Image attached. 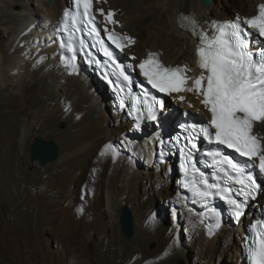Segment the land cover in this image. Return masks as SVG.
I'll use <instances>...</instances> for the list:
<instances>
[{
	"label": "bare ground",
	"instance_id": "1",
	"mask_svg": "<svg viewBox=\"0 0 264 264\" xmlns=\"http://www.w3.org/2000/svg\"><path fill=\"white\" fill-rule=\"evenodd\" d=\"M258 1L264 2L211 0L210 5L204 6L200 0H106L101 6L115 10L118 31L136 35V25L147 31L146 38L136 40L128 50L136 60L145 57L149 51H157L166 64L189 66L194 63L193 26L182 21L181 15L194 16L197 25L206 27L212 18L227 20L237 15L251 16ZM232 2L240 8L235 6L229 16L228 7H232ZM67 3L68 0H54L53 3L48 0H0V44H3L0 46V97L8 99L16 94L24 104L25 93L37 90L31 110L10 122L12 130L20 132V143L32 126L45 128L61 122L66 125L56 135L67 144L66 152L58 156L57 164L69 168L68 189L76 182L80 183L78 177L84 169L88 172L95 169L96 176L108 170H105L102 183L103 204H95L96 209L92 202L89 203L90 217L99 227L100 264H135L149 259L143 248L151 235L163 239L158 261L170 262L185 241L187 252L192 253L198 264H209L216 256L221 264H242L236 236L243 231V219L244 224L250 221V212L243 215L235 229L227 221H222L219 227L211 229V233L206 231L208 226L203 217L194 207H187L182 199L176 187V174H168V165L157 166L153 162L155 143L152 135L143 138L134 135L129 122L110 114L105 87L92 75H86L80 64L72 72L59 64L51 28L56 29ZM189 99L194 107L192 110H195L198 98L191 93ZM93 113L96 117L91 119ZM263 129L264 123L257 124L255 132L264 143ZM105 145L110 148L105 150ZM101 151H105L103 156ZM88 182L79 184L82 201L87 198ZM162 184L169 188L166 212H170L172 218L170 228L162 225L160 216L152 211L155 207L152 191L156 185ZM132 202H139L136 208L139 225L134 231V245L126 247L116 233L118 211L121 206ZM87 212L83 209L79 218L82 219ZM56 215L57 212H53L48 219ZM178 224L185 228V240L177 235ZM144 263L149 264V260Z\"/></svg>",
	"mask_w": 264,
	"mask_h": 264
},
{
	"label": "snow or ice",
	"instance_id": "2",
	"mask_svg": "<svg viewBox=\"0 0 264 264\" xmlns=\"http://www.w3.org/2000/svg\"><path fill=\"white\" fill-rule=\"evenodd\" d=\"M93 2L94 0H76L83 12H64L61 28L57 31H63L67 37L66 40L61 38L60 47L72 54L61 55L60 59L66 66L75 67L76 33L90 37H98L100 34L95 16L92 15ZM96 11L104 16L107 23L116 24L113 11L105 13L102 8ZM181 20L188 21L193 26V35L198 41L195 63L200 70L199 74L187 75L191 71L188 65L166 66L158 59L159 54L153 52H149L137 67L152 89L169 96L176 94L175 98L179 102L186 99L182 93H194L210 113L207 125L191 123L182 126L188 132L183 137L184 144L180 149L184 158L182 167L186 174L192 173L191 178L182 182V186L196 198L194 202L202 203L206 211L217 218L215 226L219 227L220 213L215 207L209 206L212 199L219 197L224 200L233 218L239 221L245 215L249 201L255 199L261 191V184L253 170L258 169L260 176H264V143L254 134L253 129L257 123H264V3L258 5L256 15L242 20L238 16L235 20L211 21L208 29L199 32L195 30L198 25L194 16L181 15ZM81 23L84 24L83 28L80 27ZM104 33L108 41L121 51L125 42L134 43L130 36L107 27ZM97 42L104 55L116 64L112 59L113 53L105 46L104 41ZM79 44L83 48L85 41L80 39ZM116 67L120 68V65L116 64ZM120 76L125 82L122 87H128V94L132 95V108L139 116L146 113L148 120L159 122L164 101L150 96L146 91L133 95L128 84L130 78L123 69ZM141 96L144 97L142 100ZM120 106H126L123 100ZM188 106L192 107L190 103ZM200 137L217 146L234 150L245 158V163L218 149L209 153L212 166L216 169L213 177L216 182L209 183L206 174L194 161V151L197 148L195 140ZM104 147L105 150L110 148L109 145ZM104 154L105 151H101L100 155ZM249 233L244 239L247 260L249 264H264V218L254 221L249 226Z\"/></svg>",
	"mask_w": 264,
	"mask_h": 264
},
{
	"label": "rangeland",
	"instance_id": "3",
	"mask_svg": "<svg viewBox=\"0 0 264 264\" xmlns=\"http://www.w3.org/2000/svg\"><path fill=\"white\" fill-rule=\"evenodd\" d=\"M231 4L233 8L228 7L229 16L232 15L235 6L240 8L235 2ZM138 26L136 25L138 30L133 36L143 41L147 31ZM0 46L2 47L3 44ZM36 96V89L26 92L24 104L16 94L8 99L0 97V264H100L98 260L101 256L98 249L99 231H97L99 227L97 222L92 221L89 203L103 204L102 183L106 169L100 176H96L95 169L89 172L84 169L82 173L79 172L80 183L85 184L86 180L89 181L87 198L82 201L80 183L74 182L72 190L68 189L67 181L70 171L67 166L58 167V159L44 167L29 161V145L36 135L53 139L59 147L58 156L66 152L67 145L61 136L56 135L58 131L66 128L63 122L51 124L45 128L32 126L20 143V132L17 129L12 130L10 122L13 123L17 116L31 110L30 106L35 102ZM62 124L64 127H61ZM263 131L262 134H264ZM48 175L50 177L47 178ZM168 191L169 188L164 184L158 187L156 185L152 191V199L155 201L152 211L154 210L153 212L160 216L162 225L170 228L172 218L170 212H166L169 202ZM138 203L125 204L132 212L134 231L139 225L138 209H136ZM95 206L94 208L97 209ZM81 208L88 211L82 219L79 218L82 217L83 209L81 212ZM53 212H57V215L49 220L48 216ZM119 214L120 209L118 216ZM117 223L116 233L122 244L126 247L133 246L135 232L131 240H125L120 231L119 219ZM176 227L177 235L185 240L183 225L178 224ZM161 241H163L162 237L151 235L144 244L143 250L149 257L145 261L149 260V264H198L192 253L187 252L185 241L181 249L173 254L170 262L158 261L162 250ZM216 259L217 256L210 263L221 264L220 260ZM227 259L229 260V257ZM145 261L139 260L135 264H145Z\"/></svg>",
	"mask_w": 264,
	"mask_h": 264
},
{
	"label": "water",
	"instance_id": "4",
	"mask_svg": "<svg viewBox=\"0 0 264 264\" xmlns=\"http://www.w3.org/2000/svg\"><path fill=\"white\" fill-rule=\"evenodd\" d=\"M48 2L53 3L54 0H48ZM200 3L204 6H208L211 4V0H200ZM95 117L96 115L93 114L91 119ZM61 127H64V124H62ZM58 155L59 147L53 139H45L41 135H36L31 139L29 145L30 162H35L39 167H44L49 163L55 162L58 159ZM118 219L121 234L125 240H131L134 236L131 210L125 205L122 206Z\"/></svg>",
	"mask_w": 264,
	"mask_h": 264
},
{
	"label": "clouds",
	"instance_id": "5",
	"mask_svg": "<svg viewBox=\"0 0 264 264\" xmlns=\"http://www.w3.org/2000/svg\"><path fill=\"white\" fill-rule=\"evenodd\" d=\"M105 1H106V0H103V1H101V2H97V1H95V2H94V6L99 7V8H102L105 12L108 11V10H113V11L115 12L114 9H107V8L104 7V6H103V7L101 6V3L104 4ZM69 5H70V0H68L67 6H66L65 8L62 9L61 14L63 13V10H65L66 8H69ZM256 5H257V4H256ZM61 14H60V17H61ZM115 16H116V13H115ZM241 16H243V15H241ZM60 17H59V18H60ZM59 23H60V22H59V20H58V24H57V26L59 25ZM56 28H57V27H56ZM51 30H52V32H53L55 29H52V28H51ZM135 38H136V37H135ZM136 39H137V38H136ZM52 40L55 42V38H54L53 35H52ZM57 53H58V52H57ZM126 55H130V54L127 52ZM58 60H59V53H58ZM59 64H60L63 68H66V67H64V66L61 64L60 61H59ZM66 69L68 70V68H66ZM68 71H69V70H68Z\"/></svg>",
	"mask_w": 264,
	"mask_h": 264
}]
</instances>
